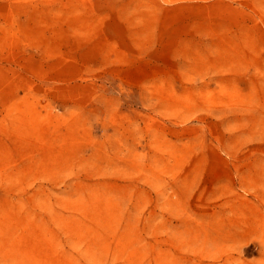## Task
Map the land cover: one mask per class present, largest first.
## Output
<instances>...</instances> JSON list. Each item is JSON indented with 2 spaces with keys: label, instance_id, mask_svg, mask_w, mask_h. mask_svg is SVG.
<instances>
[{
  "label": "rangeland",
  "instance_id": "obj_1",
  "mask_svg": "<svg viewBox=\"0 0 264 264\" xmlns=\"http://www.w3.org/2000/svg\"><path fill=\"white\" fill-rule=\"evenodd\" d=\"M0 264H264V0H0Z\"/></svg>",
  "mask_w": 264,
  "mask_h": 264
}]
</instances>
